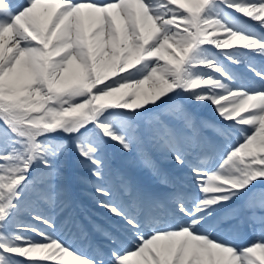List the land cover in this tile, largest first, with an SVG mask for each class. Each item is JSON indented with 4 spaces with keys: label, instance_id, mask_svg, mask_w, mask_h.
Listing matches in <instances>:
<instances>
[{
    "label": "snow or ice",
    "instance_id": "1",
    "mask_svg": "<svg viewBox=\"0 0 264 264\" xmlns=\"http://www.w3.org/2000/svg\"><path fill=\"white\" fill-rule=\"evenodd\" d=\"M109 147L165 190L115 188ZM0 264H264V0H0Z\"/></svg>",
    "mask_w": 264,
    "mask_h": 264
},
{
    "label": "rangeland",
    "instance_id": "2",
    "mask_svg": "<svg viewBox=\"0 0 264 264\" xmlns=\"http://www.w3.org/2000/svg\"><path fill=\"white\" fill-rule=\"evenodd\" d=\"M108 152H109V150L107 149L106 150V157H107V155L109 156V154H108ZM71 158V154H70V156H69V159ZM107 159V158H106ZM78 167L76 168V170L75 171H73V174H74V176H75V179H77V181H81L82 182V184L85 186V187H89L85 182H84V180H83V177H86V175L88 176V177H90L89 176V173H88V170L86 169V168H84V167H81V166H79L78 164H76Z\"/></svg>",
    "mask_w": 264,
    "mask_h": 264
},
{
    "label": "bare ground",
    "instance_id": "3",
    "mask_svg": "<svg viewBox=\"0 0 264 264\" xmlns=\"http://www.w3.org/2000/svg\"><path fill=\"white\" fill-rule=\"evenodd\" d=\"M200 110H201V109H200ZM205 111L214 113V112L212 111V108H211V107L205 109Z\"/></svg>",
    "mask_w": 264,
    "mask_h": 264
}]
</instances>
